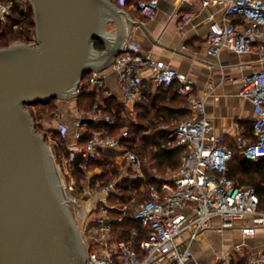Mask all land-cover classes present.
<instances>
[{
  "label": "built area",
  "instance_id": "built-area-1",
  "mask_svg": "<svg viewBox=\"0 0 264 264\" xmlns=\"http://www.w3.org/2000/svg\"><path fill=\"white\" fill-rule=\"evenodd\" d=\"M200 1L203 7L218 5L223 9L220 20L210 17L208 52L216 57L224 50L239 55L258 53L259 61L264 65V0ZM124 2L118 0V5L124 7ZM30 7L28 0H0V24L12 19L16 9L27 12ZM137 9L143 17L153 19L158 13L159 3L157 0H143ZM193 16L194 13H187L182 18L189 22ZM29 43L36 44V37ZM112 68L118 73L125 92L121 119L126 126L121 134L112 135L106 126L97 127L100 124L107 127L117 125L116 117L104 111L103 102L95 104L77 120V130L72 139L69 138L68 127L61 125L58 129L67 141L69 152L68 157L63 155L64 164H59V167H64L69 176L77 159L84 167L108 154L124 162L116 183L104 186L99 192L90 187L85 189L84 206L83 200L71 193L70 200L81 207L83 219H88L94 212L97 214L87 224L94 238L90 251L86 249L88 264H203L196 258L194 246L205 232L222 234L247 219L251 224L242 228L246 237H253L257 231L264 230V211L260 209L256 190L237 185L228 175L236 150L250 163L264 159V67L242 81L239 95L253 104L254 140L238 136L235 148L213 132V123L206 115L205 100L194 93V81L153 59L150 54H144L139 44L126 42ZM145 71L150 75L144 77ZM146 82L155 88H177V92L187 98L185 107L190 116L172 130L174 147L184 149L180 169L159 185L148 182L141 187L142 193H147L149 198L138 205L133 219L149 234L141 247H137L141 232L136 229L128 239L114 238V224L109 219L114 206L109 203V198L119 196L118 185L126 179H138V175L129 176L130 169L138 173L142 170L140 156L128 142L130 128L137 124L128 117V108L144 99ZM102 86L101 75L93 73L82 81L73 100L76 101L84 90L101 89ZM88 121L94 122L95 126L90 127ZM67 187L70 192L74 191V185ZM98 193L104 197L94 199V205L89 209L91 198ZM215 219L220 221L218 225L214 224ZM234 250L244 259L237 264H264V246L247 258L244 247L237 246ZM223 258L225 255L217 256L218 260Z\"/></svg>",
  "mask_w": 264,
  "mask_h": 264
},
{
  "label": "water",
  "instance_id": "water-1",
  "mask_svg": "<svg viewBox=\"0 0 264 264\" xmlns=\"http://www.w3.org/2000/svg\"><path fill=\"white\" fill-rule=\"evenodd\" d=\"M28 1L36 44L0 49V264H88L73 201L29 107L76 97L86 75L112 67L136 23L112 0Z\"/></svg>",
  "mask_w": 264,
  "mask_h": 264
},
{
  "label": "crops",
  "instance_id": "crops-1",
  "mask_svg": "<svg viewBox=\"0 0 264 264\" xmlns=\"http://www.w3.org/2000/svg\"><path fill=\"white\" fill-rule=\"evenodd\" d=\"M117 1L113 0L118 5ZM157 1L159 10L153 19L143 17L135 3L123 7L136 23L133 27L129 26L131 32L127 43L139 44L144 54H150L153 59L168 65L182 76L194 81V93L205 100L206 115L213 123V132L224 137L230 147L235 148V140L241 135L254 140L253 122L255 115L253 104L248 99L241 97L239 91L244 78L264 67L259 61V54L239 55L224 50L216 57L208 52L210 17H214L215 20L221 19L223 9L220 6L203 7L200 0ZM187 13H194L189 22H185L182 18ZM149 75V71L143 73L144 77ZM101 77L103 78L104 94L116 98L119 103L123 104L125 92L118 73L111 67L103 72ZM158 89L146 82L144 96L146 92L155 95ZM128 111L134 116L132 120L137 122L133 125H138L136 105L130 106ZM75 117L78 118L79 116L76 115ZM58 119H61L62 123H58L59 125L55 129L58 130L61 125L68 127V129L71 127V124L64 120L62 114L58 116ZM176 125L177 122H172L170 125L162 126L161 130L172 131ZM172 172L174 171H170V175ZM156 173L150 175L151 179L160 177ZM213 222L216 225L220 223L218 219ZM250 224L251 221L247 219L222 234L214 231L205 232L199 241L206 243V240L207 242L211 240L214 243L211 250L204 252L199 251L195 244L196 258L201 263L207 264L209 263L207 259L215 256L217 250L214 249H221L218 250V253L227 255L237 246H242L244 249L249 248L254 255L264 246V230L257 231L253 237H246L242 228ZM212 250L214 251L212 252ZM241 259L240 256L239 260Z\"/></svg>",
  "mask_w": 264,
  "mask_h": 264
},
{
  "label": "trees",
  "instance_id": "trees-1",
  "mask_svg": "<svg viewBox=\"0 0 264 264\" xmlns=\"http://www.w3.org/2000/svg\"><path fill=\"white\" fill-rule=\"evenodd\" d=\"M113 1V0H112ZM143 0H125L124 7L132 3L138 5ZM118 2V1H117ZM35 22L32 7L27 12L19 9L14 11V16L6 24H0V49L9 47L12 42L29 43L35 36ZM95 46L98 50H104L105 47L99 41H95ZM90 75H86L83 81H86ZM104 92V88L101 89ZM97 92L84 90L77 99V105L82 111L91 110L95 104L103 102L104 111L113 114L117 119V125L114 127H107L106 124H100L99 128L105 127L112 135H118L117 131L122 130L126 123L121 119V113L125 109L116 98L112 96L102 95L101 100H97ZM58 100H52L41 105V111L45 112L46 108L53 106ZM36 105V106H39ZM187 98L180 95L177 89L159 88L155 95L145 93L144 99L136 105L139 124L133 125L130 128V137L128 142L132 143V148L139 155L144 157L151 164L152 169L156 170L159 176L165 175L168 171H177L182 164L183 149L174 147V133L169 130H161L162 126L170 125L172 122H180L190 116V112L186 109ZM31 114L34 113V108L29 107ZM40 117V116H39ZM37 124V123H36ZM90 127L95 124L88 121ZM37 130H39L36 125ZM52 140L57 150L58 155L69 156L67 150V141L59 133L57 129L52 130ZM57 155V156H58ZM62 157L60 163L63 162ZM124 162L118 160L113 155H105L98 162L91 163L88 167H84L80 159H77L73 172L69 179L71 181H84L92 170H100V173L92 175L89 187L93 189L97 182H101L100 187L113 183L119 177L120 168L123 167ZM228 175L239 186L253 187L260 198V209L264 211V159L257 163H250L245 158L235 151L234 159L229 165ZM152 178L147 171L143 169V175L139 174L137 180L126 179L118 185V189L124 195L121 199L122 203H127V194L133 192L139 193L144 200L149 198L147 193H142L141 187L144 183H153L159 185L164 178ZM76 192L83 191L82 185ZM130 198V197H129ZM141 198V199H142ZM114 232L119 235L118 239H128L133 230L141 232V237L137 241V247H141L143 240L148 236L149 232L143 230L140 223L130 216H125L123 221L113 220Z\"/></svg>",
  "mask_w": 264,
  "mask_h": 264
},
{
  "label": "rangeland",
  "instance_id": "rangeland-1",
  "mask_svg": "<svg viewBox=\"0 0 264 264\" xmlns=\"http://www.w3.org/2000/svg\"><path fill=\"white\" fill-rule=\"evenodd\" d=\"M32 37L35 36V34L33 33V35H31ZM17 43H23V42H12L10 44L14 45ZM101 75V74H100ZM102 89V88H101ZM101 89H90V91H94L97 92V100L102 101L101 97L102 95H105L104 92ZM76 104V105H75ZM55 108H52L53 106L46 108L45 112H42L41 115L40 111H41V105L39 106H33L34 108V113L32 115L33 120L35 122V125L38 126L39 128V132L44 135L46 137V141L54 155V159H55V163L58 167V174H59V178L62 184V187L64 189L65 195L67 199H71V193L76 196L78 199H82L83 201H81L82 205L84 206V202H85V189L89 188L90 183H93V181H91V177L92 175H95L96 173H100V170H92L89 174L87 179H85L84 181H80V182H74L71 181L69 179V175L66 173V171L64 170V167H59V164H61L63 166L64 162L60 163L61 158L63 157V154L60 156L57 153V150L55 149L53 140H52V135L53 132L52 130H55V128L62 123L61 119H58V116H61V114L64 116V120H66L68 123H70L71 127L69 128L70 132H69V138L72 139L73 135L75 134L77 127H76V122L80 117H83V113L87 112V111H82V109H80L77 105V100H73V99H69V100H58L55 104ZM76 106L74 108V106ZM73 109V110H72ZM74 113V114H72ZM79 116L78 118H76L75 116ZM40 116V117H39ZM128 117L131 119H134V116L131 113H128ZM58 121V122H57ZM57 122V124H56ZM139 122V120H138ZM37 123V124H36ZM59 123V124H58ZM122 130L117 131V134H121ZM58 155V156H57ZM108 155H113V154H108ZM114 156V155H113ZM116 158V156H114ZM140 159L142 161V169H147V171L149 172L150 175L155 174L156 170L152 169L151 164H149V161L147 159H145L144 157L140 156ZM64 161V160H63ZM124 166V165H123ZM122 169V166L120 168V171ZM129 176L132 178V176L134 175H138L141 174L143 175V170H141L140 173H138L137 171L130 169L129 170ZM170 176V171H168L165 175H163L161 178H167ZM118 180V178L116 180L113 181V183H116ZM131 180V179H130ZM74 185V191L70 192L69 188L67 187L68 185ZM102 184V181L97 182L95 185V187H93L92 190H96L95 192H99L98 190H101L100 187ZM75 185L79 186L77 187L78 189L80 188V185H82V193L81 192H76V187ZM105 186V185H104ZM118 195L119 196H112L109 198V203L114 206V209L111 211V213L109 214V219H111V221L113 220H118L119 222L123 221L125 216H130L131 218H133V215L135 213V210L137 209L138 205L140 203H142L143 201L148 200V198H146L145 200L139 196V193L133 192L131 194H127L128 199L126 198V202L127 203H122L121 199L123 197V193L118 191ZM130 197V198H129ZM142 198V199H141ZM94 199H97L96 197L91 198L90 202H89V206L88 208L90 209L92 207V205H94ZM82 206V207H83ZM126 206V207H124ZM127 208V209H125ZM80 209V210H79ZM125 209V210H124ZM73 213L74 216L77 220V225L79 227L80 230V234L83 238L84 241H86L85 245H86V249L89 250V248H91L92 243L94 241L92 232L90 229H88V223L89 221H92V219H95V216L97 214L92 213L91 215H89L88 219H83L82 218V213H81V207H79L77 204L73 203ZM84 216V215H83ZM116 232V231H115ZM217 235V234H216ZM117 234H114V238L118 239ZM207 239V238H206ZM214 242H211V240H206V243H201V241L198 240V242L196 243V248L198 247L199 251L204 252V251H209L211 250V246L213 245ZM217 250L215 253V256L213 258H208V262L212 263V264H237L238 261H243L244 259H240V256L238 254H236L235 250L230 251L229 254L225 255L223 253H218V250L221 249H214ZM212 250V252L214 251ZM253 251L249 250V248L245 249V256L250 257L252 256ZM221 255L222 257L225 255V258H223V260H218L217 256Z\"/></svg>",
  "mask_w": 264,
  "mask_h": 264
},
{
  "label": "bare ground",
  "instance_id": "bare-ground-1",
  "mask_svg": "<svg viewBox=\"0 0 264 264\" xmlns=\"http://www.w3.org/2000/svg\"><path fill=\"white\" fill-rule=\"evenodd\" d=\"M94 197H96V198H102V197H104V195L101 194V193H98V194H96Z\"/></svg>",
  "mask_w": 264,
  "mask_h": 264
}]
</instances>
